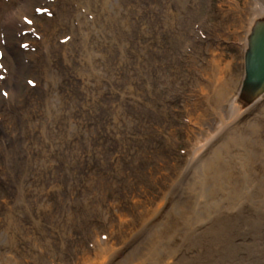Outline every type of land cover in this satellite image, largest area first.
<instances>
[{
  "label": "rangeland",
  "instance_id": "obj_1",
  "mask_svg": "<svg viewBox=\"0 0 264 264\" xmlns=\"http://www.w3.org/2000/svg\"><path fill=\"white\" fill-rule=\"evenodd\" d=\"M80 1L63 26L35 0L12 30L0 264H97L103 244L114 264H264V93L247 114L256 95L218 98L243 94L260 0Z\"/></svg>",
  "mask_w": 264,
  "mask_h": 264
},
{
  "label": "bare ground",
  "instance_id": "obj_2",
  "mask_svg": "<svg viewBox=\"0 0 264 264\" xmlns=\"http://www.w3.org/2000/svg\"><path fill=\"white\" fill-rule=\"evenodd\" d=\"M59 3L62 4L61 5H56V9H57V13H59V17H63L64 20L63 23L61 25H67L68 24V19L70 16V13L72 12H77V10H73L74 8L72 7V3L76 4L77 7H79V5L81 4V1L79 2V0H76L75 2L71 3V0H57ZM66 1V4L64 5ZM35 2V0H0V49L2 48L3 52H5V56L2 57V61L4 63L3 58L6 57V60L9 61V70H10V75H8V77L6 79H2L0 77V88L4 87L5 85H8L10 87V84H12L13 86L16 85V75L18 72H20L21 70V63H18V50H15L12 47V30L16 29L15 21L17 22L18 19H22V20H27L29 19L28 16H30L33 13V9H32V3ZM261 3H254L253 5L250 6V10H251V15L248 18V22L245 26V36L242 38L243 39V44L244 47L247 48L248 46V42L250 39V35L254 29V27L256 25H258L261 22H264V0H260ZM14 4H19V6L17 7V9H12L11 7ZM85 11L87 13H91L90 12V2H88V5L85 6ZM80 11H78L79 13ZM71 13V14H72ZM79 15L81 17H83L80 13ZM72 16V15H71ZM98 19V17H95V20ZM80 19H78V22L80 24ZM70 21V20H69ZM17 25V24H16ZM57 26V27H52L50 28L49 25H47V27H45V29L47 31H51V32H57V30L55 31V29L57 28H63V26ZM70 27V26H69ZM80 32V31H79ZM77 33H75V35H77ZM1 40L5 43V44H1ZM1 73V72H0ZM7 75V73H6ZM5 76V74L2 75V77ZM244 77V76H243ZM242 89V84H241V88ZM241 91V90H240ZM243 91V90H242ZM230 91L226 90L225 93L222 94H218V98H222L220 100L226 101L229 104L230 108L235 107V104L240 100V98H247L250 96H253L251 92L248 91H243V94L238 93L237 96H233V94L231 93L229 97H227V95H229ZM264 93V92H263ZM263 93H254L255 96V100L254 102H252L251 106L248 107V110H243L244 113H248L250 111L251 108H253L254 106L258 105V101L261 99L262 94ZM238 99V100H237ZM219 100V101H220ZM247 103L249 101V99H246ZM257 102V103H256ZM249 104V103H248ZM237 105V104H236ZM243 105V104H242ZM239 113V112H238ZM225 127V126H224ZM109 251H111L110 249H108V247L106 245L103 244V247L100 248L98 250V252L96 253V258L94 263L97 264H106L108 262V264H114L116 263L115 259L118 258V256L121 253V250H113L111 251V257L108 258V260L106 261L107 257H108V253ZM164 260V259H163ZM162 264H176V260L174 258H167Z\"/></svg>",
  "mask_w": 264,
  "mask_h": 264
},
{
  "label": "water",
  "instance_id": "obj_3",
  "mask_svg": "<svg viewBox=\"0 0 264 264\" xmlns=\"http://www.w3.org/2000/svg\"><path fill=\"white\" fill-rule=\"evenodd\" d=\"M242 90L252 94L264 92V22L256 25L250 35L243 57Z\"/></svg>",
  "mask_w": 264,
  "mask_h": 264
}]
</instances>
